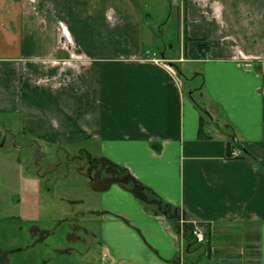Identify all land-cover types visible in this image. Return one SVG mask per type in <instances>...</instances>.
Returning <instances> with one entry per match:
<instances>
[{"label":"crops","instance_id":"1","mask_svg":"<svg viewBox=\"0 0 264 264\" xmlns=\"http://www.w3.org/2000/svg\"><path fill=\"white\" fill-rule=\"evenodd\" d=\"M175 9L169 55L144 39V0H0V113L24 136L86 141L140 184L94 188L102 264H251L252 243L264 264V164L227 156L230 130L264 152V0Z\"/></svg>","mask_w":264,"mask_h":264},{"label":"rangeland","instance_id":"2","mask_svg":"<svg viewBox=\"0 0 264 264\" xmlns=\"http://www.w3.org/2000/svg\"><path fill=\"white\" fill-rule=\"evenodd\" d=\"M175 5L176 0H144V39L158 53H178ZM186 65L179 64L186 75L197 67ZM197 83L198 78L185 80L186 87ZM23 133L16 115L0 113V264H86L87 253L89 263L102 264L96 243L100 216L87 211L99 210L94 188L116 179L112 166L93 159L86 141L59 144ZM76 225L88 233L74 230ZM226 237L239 239L235 233Z\"/></svg>","mask_w":264,"mask_h":264},{"label":"trees","instance_id":"3","mask_svg":"<svg viewBox=\"0 0 264 264\" xmlns=\"http://www.w3.org/2000/svg\"><path fill=\"white\" fill-rule=\"evenodd\" d=\"M196 104L202 112V109H203L202 106L199 105L197 102H196ZM205 113H206V111H205ZM225 127H227V126L225 125ZM202 128H203V122L200 120V125L198 128V136L199 137L204 136V134L202 133ZM233 136H234V133H233V131L230 130L228 133V143H227V156L228 157H231V155H230L231 150L234 149L235 147H238L241 149V151L244 154H250L254 158H258L260 160V162L262 164H264V152L260 148H258L255 145H252L248 142H243V141L240 142L239 141L238 143H236L233 139ZM104 162L109 163L112 166L113 171L117 175L116 179L113 178L112 181L115 180L120 184L128 185L136 193H139L142 191V190H140L141 189L140 184L131 176V174H129L127 172V170H125L124 168L117 166V165H115L109 161H104ZM192 226L193 225L191 223H186L185 229L189 230L191 232ZM204 229L206 230V234H207V232H208L207 226H205ZM193 241H195V240L193 239ZM248 248L250 249V255L259 257L260 253H259L258 246L256 244L252 243V244L248 245Z\"/></svg>","mask_w":264,"mask_h":264},{"label":"built area","instance_id":"4","mask_svg":"<svg viewBox=\"0 0 264 264\" xmlns=\"http://www.w3.org/2000/svg\"><path fill=\"white\" fill-rule=\"evenodd\" d=\"M155 56V53H152V57ZM231 157H240L243 155V152L241 151L240 148L235 147L234 149L231 150L230 153ZM183 220H181V224H183ZM191 235L195 242L197 243H203L206 241V232L204 227H202L199 224H193L192 229H191Z\"/></svg>","mask_w":264,"mask_h":264}]
</instances>
